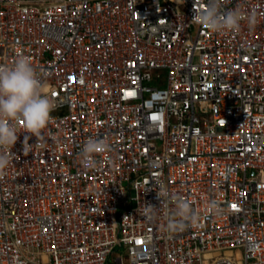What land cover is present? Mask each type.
Listing matches in <instances>:
<instances>
[{
    "label": "built area",
    "instance_id": "1",
    "mask_svg": "<svg viewBox=\"0 0 264 264\" xmlns=\"http://www.w3.org/2000/svg\"><path fill=\"white\" fill-rule=\"evenodd\" d=\"M221 4L255 26L206 29V0H0V65L30 57L57 105L27 155L18 125L0 264H264V0ZM160 186L197 226L166 231Z\"/></svg>",
    "mask_w": 264,
    "mask_h": 264
},
{
    "label": "clouds",
    "instance_id": "2",
    "mask_svg": "<svg viewBox=\"0 0 264 264\" xmlns=\"http://www.w3.org/2000/svg\"><path fill=\"white\" fill-rule=\"evenodd\" d=\"M244 19H247L250 27L257 22L254 13L245 17L239 10L225 9L221 0H206V6L193 15L194 22L217 34L238 30ZM56 106L47 92L44 78L30 57L19 55L11 66L0 65V179L4 178L11 164L10 151L19 140L20 122L23 121L24 133L29 134L24 141V154L27 155L32 147L28 139L31 136H35L38 142L42 139ZM107 149L104 140L89 138L81 152L84 167L96 168L97 162L91 157ZM157 199L173 206L165 226L168 233L183 232L190 225H198L200 215L189 200L169 193L163 186L157 192ZM210 207L214 212L219 211L215 201L211 202ZM158 209L156 205L148 203L146 218H156Z\"/></svg>",
    "mask_w": 264,
    "mask_h": 264
},
{
    "label": "rangeland",
    "instance_id": "3",
    "mask_svg": "<svg viewBox=\"0 0 264 264\" xmlns=\"http://www.w3.org/2000/svg\"><path fill=\"white\" fill-rule=\"evenodd\" d=\"M196 30H197V28H196V27H194V30H193V31H194V34L196 33Z\"/></svg>",
    "mask_w": 264,
    "mask_h": 264
}]
</instances>
